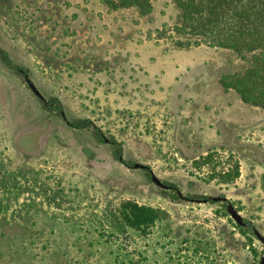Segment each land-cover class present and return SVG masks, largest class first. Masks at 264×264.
<instances>
[{
  "label": "rangeland",
  "instance_id": "1",
  "mask_svg": "<svg viewBox=\"0 0 264 264\" xmlns=\"http://www.w3.org/2000/svg\"><path fill=\"white\" fill-rule=\"evenodd\" d=\"M150 1L141 17L100 0H0V47L69 120L90 119L120 142L125 161L183 196L225 198L264 236V110L242 109L220 85L247 64L229 50L187 47L174 31L175 0ZM225 106L218 118L235 126L220 123L218 141L205 140L204 109ZM208 152L214 171L195 164ZM235 162L232 184L210 179ZM169 194L115 161L108 143L45 112L0 61V264H260L264 245L239 232L227 203ZM125 202L158 219L127 225Z\"/></svg>",
  "mask_w": 264,
  "mask_h": 264
},
{
  "label": "trees",
  "instance_id": "2",
  "mask_svg": "<svg viewBox=\"0 0 264 264\" xmlns=\"http://www.w3.org/2000/svg\"><path fill=\"white\" fill-rule=\"evenodd\" d=\"M111 10H134L141 17L151 12L150 0H100ZM181 14L180 26L175 33L187 39L185 44L191 46H206L232 51L242 62L247 64L241 74H233L220 79L221 87L238 95L241 102L264 110V0H175ZM183 46L181 40L174 44ZM1 63L14 75L22 79L29 88V71L13 62L9 53L0 47ZM41 108L51 116H57L74 130L89 131L98 143H108L115 161L127 168L133 164L123 158L122 144L113 136L105 137L103 131L90 119L69 120L63 110V105L56 97L48 99L35 96ZM215 153L208 152L195 162L196 167L217 168ZM150 179L151 170L145 166L142 170ZM214 174V175H213ZM211 180L218 179L220 184L229 185L240 176V165L234 163L220 174L213 172ZM166 190H170L173 200L196 201L198 196H183L176 185L165 182ZM164 191V190H163ZM165 193V192H163ZM166 195V194H164ZM202 200L214 202L209 197L201 196ZM207 202V203H208ZM226 208V206H225ZM124 222L138 230L150 228L158 219V210L139 207L132 202L122 204ZM246 228L237 226L239 232L246 236L253 229L245 221Z\"/></svg>",
  "mask_w": 264,
  "mask_h": 264
},
{
  "label": "crops",
  "instance_id": "3",
  "mask_svg": "<svg viewBox=\"0 0 264 264\" xmlns=\"http://www.w3.org/2000/svg\"><path fill=\"white\" fill-rule=\"evenodd\" d=\"M222 93L227 98L232 99L234 101V103L237 104L238 106L242 107V109L244 108L243 105H246V104L241 102L238 95L236 93H234L233 91L230 90V93H225L222 91ZM246 106H248V105H246ZM225 108H226V106L224 107V109L220 107V110H218L217 114H212V112L207 111V109H204V112L209 116V119H208V122H206V121L204 122L205 126L203 127V129H197V130L202 131V134L204 135L205 140H206V137H208V138H210L209 140H212L214 142L218 141V139L221 136V135L220 136L218 135V132H220L219 131L220 123L227 122V123H230L232 125V122L229 120L230 117H227V120L223 119V118H222V120H219V118H218V116H220V117L224 116V112L227 111V110H225ZM229 108H230V106H229ZM252 108L257 109L256 107H252ZM235 112L237 114L238 111H235ZM215 115H217V116H215ZM238 117H240V114L238 115ZM193 120H196V119L193 118ZM238 121H239L238 123H242V121H240L239 119H238Z\"/></svg>",
  "mask_w": 264,
  "mask_h": 264
},
{
  "label": "water",
  "instance_id": "4",
  "mask_svg": "<svg viewBox=\"0 0 264 264\" xmlns=\"http://www.w3.org/2000/svg\"><path fill=\"white\" fill-rule=\"evenodd\" d=\"M29 88L35 96H37V97L41 96L40 93L36 90V88L34 87V85L31 82H29ZM132 168L143 170L145 168V166L138 164V163H135V164H133ZM150 180L159 188L167 189V187L162 182H160V180H158V178H156L152 172L150 175ZM209 199L212 200L213 202H216V201H223V202L226 201L227 202V200L225 198L209 197ZM195 202L207 203L208 201L207 200H196ZM226 211H227L228 215L230 216V218L236 223L237 226H240V227L246 226L243 218L240 216V214L236 211V209L229 202L227 203ZM253 234H254L255 238L257 240H259L264 245V236L261 235L256 229H253ZM260 264H264V258L261 259Z\"/></svg>",
  "mask_w": 264,
  "mask_h": 264
},
{
  "label": "flooded vegetation",
  "instance_id": "5",
  "mask_svg": "<svg viewBox=\"0 0 264 264\" xmlns=\"http://www.w3.org/2000/svg\"><path fill=\"white\" fill-rule=\"evenodd\" d=\"M222 202H223V201H222ZM225 203H228V202L225 201Z\"/></svg>",
  "mask_w": 264,
  "mask_h": 264
}]
</instances>
